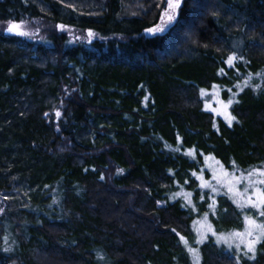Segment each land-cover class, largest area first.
<instances>
[{"label":"trees","instance_id":"16d2710c","mask_svg":"<svg viewBox=\"0 0 264 264\" xmlns=\"http://www.w3.org/2000/svg\"><path fill=\"white\" fill-rule=\"evenodd\" d=\"M167 1L0 0V264H264V224L252 256L196 250L184 203L208 161L264 176V0H179L162 29Z\"/></svg>","mask_w":264,"mask_h":264},{"label":"rangeland","instance_id":"374dc122","mask_svg":"<svg viewBox=\"0 0 264 264\" xmlns=\"http://www.w3.org/2000/svg\"><path fill=\"white\" fill-rule=\"evenodd\" d=\"M178 2L179 0L167 1L163 20L158 24L160 28L163 29L172 22ZM16 28L15 25L8 22L5 24L4 31L12 33ZM21 31L22 33L26 32L25 30ZM225 97L227 99H223L222 93L219 91L210 92L206 95L207 105L205 104V108L231 121L229 102H233L235 95L233 92H228ZM208 164L210 167L207 170L208 177L197 182L198 187H201V196L204 194V197H200L205 200L204 205L201 208L194 201L185 199L184 202L194 222L190 241L196 243L197 250L201 243L211 237L225 250L243 251L246 254L251 253L249 256H252L256 250L255 244L261 238V226L264 224V190H262L264 189V176L259 177L261 173L258 171H251L254 176L249 173L242 176V174H235L233 170L226 173L216 162L208 161ZM220 196L227 197L226 202L229 197L237 209V212H234L235 220H231V225H235L236 229L230 230V233L223 232L220 225L222 223L220 215L227 210L223 206ZM195 201H199V198H196ZM216 205H221L218 211ZM191 256L193 264H199V260L193 252Z\"/></svg>","mask_w":264,"mask_h":264},{"label":"water","instance_id":"95a60500","mask_svg":"<svg viewBox=\"0 0 264 264\" xmlns=\"http://www.w3.org/2000/svg\"><path fill=\"white\" fill-rule=\"evenodd\" d=\"M148 33V32H147Z\"/></svg>","mask_w":264,"mask_h":264}]
</instances>
